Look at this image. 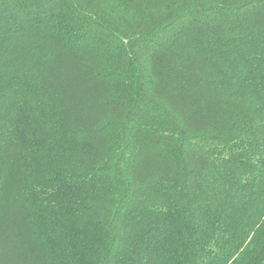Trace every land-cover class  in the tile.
Here are the masks:
<instances>
[{
    "label": "trees",
    "instance_id": "trees-1",
    "mask_svg": "<svg viewBox=\"0 0 264 264\" xmlns=\"http://www.w3.org/2000/svg\"><path fill=\"white\" fill-rule=\"evenodd\" d=\"M0 264H264V0H0Z\"/></svg>",
    "mask_w": 264,
    "mask_h": 264
}]
</instances>
